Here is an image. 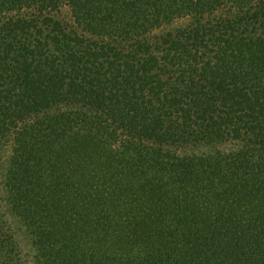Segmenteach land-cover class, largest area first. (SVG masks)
I'll list each match as a JSON object with an SVG mask.
<instances>
[{
  "label": "trees",
  "instance_id": "trees-1",
  "mask_svg": "<svg viewBox=\"0 0 264 264\" xmlns=\"http://www.w3.org/2000/svg\"><path fill=\"white\" fill-rule=\"evenodd\" d=\"M0 264H264V0H0Z\"/></svg>",
  "mask_w": 264,
  "mask_h": 264
},
{
  "label": "rangeland",
  "instance_id": "rangeland-1",
  "mask_svg": "<svg viewBox=\"0 0 264 264\" xmlns=\"http://www.w3.org/2000/svg\"><path fill=\"white\" fill-rule=\"evenodd\" d=\"M20 241L25 243L26 252L30 251V243H29L28 239L24 235H22Z\"/></svg>",
  "mask_w": 264,
  "mask_h": 264
}]
</instances>
